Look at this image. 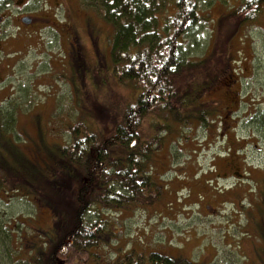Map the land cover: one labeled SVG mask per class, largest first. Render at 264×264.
Listing matches in <instances>:
<instances>
[{
    "label": "rangeland",
    "instance_id": "obj_1",
    "mask_svg": "<svg viewBox=\"0 0 264 264\" xmlns=\"http://www.w3.org/2000/svg\"><path fill=\"white\" fill-rule=\"evenodd\" d=\"M12 1L1 15L0 28V145L7 144L0 148V223L20 219L14 225L25 243L44 233L45 249L52 255L55 247L63 264H123L122 256L132 248L157 249L201 264H264V195L260 202L255 199L258 184L264 188V131L256 126L264 115V12L255 23L241 25L231 13L239 0H214L202 10L208 22L194 29L196 46L190 43L194 37L186 39L193 56L206 49L209 55L219 53L237 61L230 63L229 70L236 78L241 76L242 84L229 82V88L239 91L234 108L240 105L250 115L224 116L228 122L221 121L226 125L222 129L220 120L213 119L214 123H205L208 133L201 122L169 124L151 161L165 187L159 200L135 212L107 211L108 241L73 251L59 240L51 213L27 183L45 188V182L64 175L56 150L68 140L70 122L81 133L84 126L108 133L136 91L107 68L111 29L100 8L81 6V0ZM28 14L37 15L40 23L27 27L20 18ZM232 96H225L222 88L206 99L225 104ZM206 99L200 97L195 103L202 115L201 103ZM151 121L155 123L148 116L144 123L154 134L161 126L152 127ZM178 134L181 138L176 142ZM248 135L251 144L244 147L243 159L251 165L252 176L246 186L233 183L237 180L231 171L239 167L242 171L245 162L241 167L237 148L247 143L242 137ZM170 141L175 146L172 152ZM74 184L71 180L72 188ZM245 191L252 196H244ZM4 246L0 264L9 260L10 244ZM22 262L27 263L25 258Z\"/></svg>",
    "mask_w": 264,
    "mask_h": 264
},
{
    "label": "trees",
    "instance_id": "obj_2",
    "mask_svg": "<svg viewBox=\"0 0 264 264\" xmlns=\"http://www.w3.org/2000/svg\"><path fill=\"white\" fill-rule=\"evenodd\" d=\"M213 1L81 0V6L100 8L101 17L111 29L108 35L111 64L107 68L121 84L131 85L136 94L133 100L125 102L118 121L111 130H107L108 133L94 128L89 130L86 126L81 133L80 127L76 128L70 122L66 131L68 140L56 150L61 165L59 172L64 175L55 182H45V188L27 183L33 188L32 192L39 195L35 198L44 203L51 213L53 230L56 229L59 240L66 242L73 251H84L108 241V234L104 235V227L111 219L106 216L107 211L135 212L159 200L165 187L160 183L161 176H157L151 161L153 154L162 146L163 136L167 134L164 129L169 124L194 125L201 122L204 130L206 122L214 123L216 118L223 121L221 117L224 116L237 119L243 113L240 105L234 108L239 91L229 88V82L242 84L241 76L236 78L233 70H229L230 63L236 64L237 61L221 57L219 53L209 55L206 49L203 54L193 56L186 46L189 37H194L190 43L196 46L198 37L194 29L197 24L208 22L209 18L203 15L202 10ZM12 2L0 0V15L10 8ZM239 2L233 5L231 13L235 12L237 23L241 25L255 23L264 12V0ZM222 88L225 96H235L227 97L225 104L221 100L206 99L219 94ZM200 97L201 100L206 99L201 103L205 111L203 115L201 110L195 109ZM241 101L245 103L243 99ZM56 112L54 110L53 113ZM148 116L161 126L154 134L145 127L144 120ZM258 118L259 125L256 126L263 132L264 115ZM101 119L103 122L104 116ZM150 123L155 126L154 122ZM171 132L172 129H168V133ZM204 132L208 133L207 130ZM178 135L176 142L181 138V134ZM0 137L3 139L2 135ZM248 138L249 135L242 137L244 140ZM248 143L247 140L243 147L237 148L240 150L241 167L243 158L247 157L244 147ZM4 144L0 148H4ZM169 144V152H172L175 146H172V141ZM250 167L249 162L248 165L245 162L241 172L240 167L231 171V177L245 182L247 186L244 179L247 180L248 176L242 174L245 170L252 172ZM8 171H11L10 167ZM71 180L75 182L73 188ZM262 192L261 187L258 188L259 195L255 199L259 202ZM249 196L252 194L248 193ZM25 198H28L27 195ZM15 222L21 220L0 223V236H3L0 247L10 244L7 246L9 260L5 264H63L55 255V247L52 255L45 249L44 233L38 232L36 240L25 243L19 230L15 229ZM135 252L138 253L136 258L132 257ZM22 257L27 263L22 262ZM122 263L201 264L185 257H172L157 249L138 251L136 248L122 256Z\"/></svg>",
    "mask_w": 264,
    "mask_h": 264
},
{
    "label": "flooded vegetation",
    "instance_id": "obj_3",
    "mask_svg": "<svg viewBox=\"0 0 264 264\" xmlns=\"http://www.w3.org/2000/svg\"><path fill=\"white\" fill-rule=\"evenodd\" d=\"M35 19L34 20H32V21H34V23H33V25H31V26H34V25H37V24H39L40 22H39V18L38 17H34ZM221 119L223 120V123L224 124H226L228 121L227 120H224V118H222L221 117ZM229 154V153H228ZM242 162H243V160H242ZM234 167H239L238 165H235ZM234 169V168H233ZM243 173H246V174H248L249 176H252L251 175V172H248V171H244ZM261 187V189L263 190V195H264V188L261 186V184H258V188H260ZM258 188H257V192H258ZM263 198H264V196H263Z\"/></svg>",
    "mask_w": 264,
    "mask_h": 264
},
{
    "label": "water",
    "instance_id": "obj_4",
    "mask_svg": "<svg viewBox=\"0 0 264 264\" xmlns=\"http://www.w3.org/2000/svg\"><path fill=\"white\" fill-rule=\"evenodd\" d=\"M21 21L24 22V23H26V24L31 23V21L29 20L28 17H23V18L21 19Z\"/></svg>",
    "mask_w": 264,
    "mask_h": 264
}]
</instances>
